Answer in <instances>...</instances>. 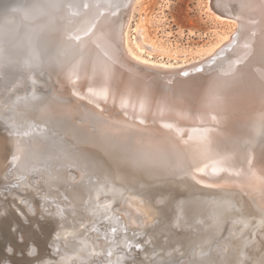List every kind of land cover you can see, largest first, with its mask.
Instances as JSON below:
<instances>
[{"label": "bare ground", "instance_id": "6f19581e", "mask_svg": "<svg viewBox=\"0 0 264 264\" xmlns=\"http://www.w3.org/2000/svg\"><path fill=\"white\" fill-rule=\"evenodd\" d=\"M124 1L128 3V6H126L127 19L125 21L116 12ZM38 2L39 7L36 8L37 11L31 12V14L18 15V18L17 16L14 18L9 17L4 23L0 22V26L8 25L7 23L10 24L11 22L14 28L11 27L13 29L10 31V34L12 32L20 38L23 33L28 31L30 36L36 37L32 39L36 40L42 33V30L44 29L45 31V28L54 30L56 26L59 28L61 25H67L65 26L67 29H64V33H61L62 35L57 34L58 36L54 38L55 41L51 40L52 42L54 41L53 50L55 56L54 60H50V62H54V65L55 63L58 64L60 73H57L58 76L55 79L57 80L56 100L49 107L43 108L44 112L49 113L46 116L57 117L61 123L64 122V119L68 121L67 124L70 126L67 130L64 125L60 127L64 131L63 135L73 140L69 142V148H65V146L64 148L55 147L53 143L55 138L52 137V133L56 132V130L52 126V123L45 125V122L44 125H40L43 122L37 124L33 121H27L30 119L28 114L30 110L27 108L16 107V109H11L8 112L3 111L5 115H0V264H94L93 262L96 259L104 257L108 260L110 257L115 256L118 248L123 249L122 247H118V244L121 242L130 247V244H133L134 238L133 236L131 237V231L128 233H125V231H128L129 228L133 229V227H140L151 222L154 219L155 211L151 202L146 201L142 196L134 194L121 181L123 175L127 177V167L125 168L123 165L110 167L108 164H105L103 167L104 164L102 163L104 162L100 161L101 159H94L95 157L90 155L93 147L88 145L90 142L84 137V135L88 137L90 131L83 127V120L75 115L77 114V110H75L76 105H79L81 101L74 97L73 93L78 94L81 91V86L75 80L76 78L73 77L76 65L72 56L73 52H79L83 55L79 61L80 63L85 62L84 64L87 66L92 65L95 54L98 52V47L101 48L104 44L115 41V37H119L123 41L127 56L138 64H147V66L150 64L164 68L183 67L200 62L205 57L212 56L219 48L225 50L226 47L234 42H237V45L240 46H251L256 41H263L264 14L256 9L251 12V8L243 6V9L239 10L241 21L235 20V23L238 25L236 37L233 34L225 37L217 46H214L213 51L209 50L212 51L211 53L209 52L210 54H205L204 57L201 55L203 57L201 59L185 62L184 64H182L183 62L181 64L171 63L170 65L169 62H164L168 64L152 62L151 55H146V51H144L145 46L143 47L138 43L139 41H135L136 38L130 37V15L138 0H84L81 6V8L83 7L82 9L73 10L71 8L69 12L65 9V3L67 2H64V4L60 2L57 5H52L44 0H38ZM244 14L246 18L243 17ZM20 27L22 28L20 29ZM15 29L18 31L16 32ZM29 29H32V32ZM4 36H1L3 40L7 39L8 41V38L10 41L13 40L9 35L7 38ZM49 37L53 39V37ZM19 38L17 41H19ZM20 41L23 40L20 38ZM20 41L17 44L23 46V43ZM254 45L258 46L260 44L256 43ZM45 50L47 52V49ZM10 52L14 54L12 50ZM1 53L3 54V52ZM22 55L23 52L20 56ZM30 55L32 56V54ZM12 56L11 58L14 60L15 57ZM41 58L38 60L39 63H42L40 62ZM5 60L7 61V59ZM41 61L44 62L45 60ZM9 64L11 63L9 62ZM3 66L2 68H4ZM6 68L3 72H1L2 70L0 71V76H5L6 79L10 77L9 79H11L14 71L9 68L6 71ZM26 68L25 72L27 71ZM111 69V67L109 69L107 67V71ZM53 74L55 73L53 72ZM108 75L111 74L108 73ZM110 78L115 79L116 77L112 76ZM0 81L3 84L9 83L8 80L4 79ZM9 81L11 82V80ZM67 83L69 86L64 88V85ZM16 85L18 86L19 84ZM8 86L10 87V85ZM224 94L226 96L229 95L226 92ZM235 97L237 99L231 100L230 103H222L220 101L218 108L214 109L211 107L208 113L216 115L223 113L225 110L236 114L245 111L249 117L251 112L250 106L261 107L264 105V91L262 93L258 85L253 92L245 93L244 100L243 98H239V95ZM123 105L127 104L124 103ZM119 108L121 109L120 116L122 114H132L129 108L123 109L122 105ZM42 110L40 109V111ZM123 116L121 117L123 118ZM123 119L126 121L125 118ZM117 120H120V118ZM247 120L249 121V119ZM260 128L262 130V127ZM96 131L98 130L96 129ZM101 131L104 130L102 129ZM91 134L97 136L93 133ZM82 137H84V140ZM129 149H126L129 153H137L136 155L142 158L141 160L133 157L132 162L135 167L151 170L154 175L164 177L170 175L171 171L175 170L178 166L177 164L181 163V170L186 169V171H191L192 175L203 184L220 183L243 188L254 198L256 205L264 210L263 156L258 155L249 162L247 161V167L239 168L235 165L240 164L241 160L239 157L233 156L231 157L232 159L227 160L220 157L221 150L225 149L223 147L215 149L201 148L199 152H197L196 148L172 145H148L143 148ZM126 150L121 149L119 152L123 155H128ZM239 152L241 151L239 150L237 154ZM103 156L104 158H110L111 154H104ZM182 156H186L185 163L183 159L181 160ZM197 156H201V159L197 158ZM129 166L132 169L134 168L131 165ZM178 168L180 169L179 166ZM90 178L97 180L93 183H88L87 180ZM251 190H254V193ZM200 193L202 194V192ZM257 193L260 196L256 197ZM101 222H105L107 225L105 226L103 223L104 225L101 227ZM88 227H93L94 230L89 231L87 230ZM108 228H111L114 232L106 233V229ZM120 233L123 235L122 238H119V235L117 237V234ZM48 236L49 238H47ZM19 238H21L22 243H19ZM53 243L55 245H52ZM47 246L49 248L58 246L59 250L51 251ZM16 247L18 249L16 255L22 256L23 253L20 250L25 249L24 253L26 256L13 258L10 254L15 253ZM47 250L48 252H53V255L56 257H46L40 253ZM108 254L111 255L109 256ZM122 254L125 255V252ZM123 255L117 257L119 262L125 257ZM35 256L40 259L37 263H35L36 261L33 258ZM114 260V258H110L108 261Z\"/></svg>", "mask_w": 264, "mask_h": 264}, {"label": "water", "instance_id": "95a60500", "mask_svg": "<svg viewBox=\"0 0 264 264\" xmlns=\"http://www.w3.org/2000/svg\"><path fill=\"white\" fill-rule=\"evenodd\" d=\"M60 2L62 4L67 2L65 9L69 12L71 8L82 9L84 0ZM211 2V10L217 16L232 21L236 19L241 21L239 10H242L243 6L251 8V12L256 9L264 14V0H211ZM37 7H39L38 0H0V22L4 23L9 17L18 18V15L31 14ZM243 17L246 18L245 14ZM1 42L4 43L3 38ZM21 42H23V50H26L25 46L29 42L33 43L29 38ZM256 43L260 45H254ZM72 56L76 62L73 77L81 86L78 94L73 93L74 97L81 101L76 105L75 115L83 120V127L90 131L88 137L84 135L90 142L88 145L94 150L91 149L90 155H93L94 159H101L100 161L104 162L103 167L105 164L110 167L115 165L127 167V177L123 175L121 181L134 194L151 202L154 208L155 216L151 222L133 229L127 228L128 231H125L134 234L132 248L140 252L144 248V251H151L155 255L148 253L145 258H140L141 263L230 264L234 258L228 249L232 235L230 234L228 238L212 240L205 237L207 234L203 235L201 227L197 228L199 230L196 232L197 230L193 229L196 226H192L190 222L194 219V216L192 217L194 211L191 212L190 207L195 204L190 201L189 188L209 191V187L212 186L201 183L189 174L188 170H181V163L177 164L180 169L176 165V169L164 177L154 175L151 170L135 167L132 162L133 157L141 160L142 158L137 156V153L131 154L127 150L148 145H172L196 148L199 152L201 148H232L244 143L248 139L249 129L248 115L245 111L234 114L224 110L223 113L216 115L208 112L211 107L218 108L220 101L230 103L231 100H236L235 96L238 95L244 100L249 78L245 79L246 75L243 72L247 68H264V40L256 41L251 46H240L234 42L213 58L176 68L136 63L127 56L123 41L119 37H115V41H110L101 48L98 47L92 65L80 63L83 55L79 52H73ZM28 60L35 59L29 57ZM107 67L112 69L107 71ZM112 76L116 78H110ZM225 92L229 95L226 96ZM124 103L127 105H123ZM120 105L123 109L129 108L132 112L131 115H121H124L126 121L119 115ZM55 118V122L52 123L56 130L52 133V137L55 138L53 143L55 147L69 148V142L73 139L63 135L64 131L60 126L64 125L67 130L70 125L68 126L66 119L61 123L57 117ZM118 118L120 120H117ZM102 129L105 132L101 131ZM121 149H127L128 155L121 154L119 152ZM104 154H111V159L104 158ZM197 158L201 159V156ZM96 180L90 178L87 181L93 183ZM211 185L228 186L220 183ZM211 191L240 194L243 197H246V194L252 201L251 205H256L254 198L238 186L231 185V188H217L216 191ZM232 205L230 203V206ZM257 209L261 215H264L260 207ZM188 217L191 220L188 221ZM102 223L107 225L105 222ZM216 223L219 224V221ZM156 226H164L170 231L166 244L147 247L144 236L153 233L152 229ZM179 230L180 236H174ZM156 238L158 241L159 235ZM49 249L59 250L58 246ZM17 251L16 247L15 253L10 255L13 258L21 256L16 255ZM20 251L25 257V249ZM40 253L46 257H56L48 250ZM251 254V250L244 248L238 255V264H248ZM123 256L125 257L120 262L118 258L110 257L115 260L110 261L109 264H128L130 256L126 253ZM33 258L35 263L40 260L36 256ZM101 261L103 258L96 259L93 263H101ZM258 263L264 264V258Z\"/></svg>", "mask_w": 264, "mask_h": 264}, {"label": "rangeland", "instance_id": "374dc122", "mask_svg": "<svg viewBox=\"0 0 264 264\" xmlns=\"http://www.w3.org/2000/svg\"><path fill=\"white\" fill-rule=\"evenodd\" d=\"M44 1L52 5H57V3H60V0H44ZM127 4L128 3L126 1L122 2V4L119 6V8L116 11L123 21L127 19L126 17L127 16L126 6H128ZM211 4H212L211 0H138L134 10L132 11L130 15L131 16L129 20L130 37L136 38L135 41L137 42L139 41L138 43L141 44V46L143 47L145 46L144 51H146V55L150 54L153 60L152 62H155V63L168 64L164 62H169V64L171 65V63L181 64L183 62L182 64H184L185 62H190V61H194L197 59H201L205 56V54L206 55L210 54L213 51L214 46H217V44L221 42L225 37L229 36L230 34H233V36H236V33H237L236 31L238 29V25L235 23V21H232L228 18H222V17L217 16L213 12V10H211ZM7 24L8 25L0 26V27H3V28H0V38L2 39L1 36L3 35H5L4 37L7 38L9 35L10 37H12L14 41L16 39V42L14 43L13 40L10 41L8 38V41L7 39H4L3 40L4 43H2L0 39V46H1L0 47V59H1L0 60L1 61L0 71L2 70L1 72H3L5 68L7 67L9 69H12L14 72L12 74L13 77H11V79H9L10 77L9 78L7 77L6 79L5 76H2V77L0 76V80L4 79V80H8L9 82V83L3 84V82L1 83L0 81V86H1L0 87V100H1L0 101V115H5L4 113L6 111L8 112L11 109H16V107L18 108L23 107V109L27 108L30 110V112L28 113L30 119H28L27 121L29 122L33 121L34 123H37V124H40L41 122H43L40 125H44L45 122H46L45 125L49 123H53L55 118L51 115L46 116L49 113L44 112L45 110L43 107H49L56 100L55 91L57 89L56 87L57 80L55 79L58 76L57 73H60V70H58L59 69L58 64L55 63L54 65V62H50V60L53 61L54 56H55V53L53 50L54 48L53 45L55 41L54 38H56V36H58L59 34L62 35L61 33H64V31L67 29V27L65 26L67 25H61L63 27L60 26L59 28H57L58 26H56L57 30L55 29V27H54V30H52L51 28L50 29L45 28V31L43 29L42 33L36 40L32 39L36 37L30 36L28 34L29 33L28 31L25 32L26 34L23 33L20 37L22 40L31 38V40L33 41V45H32V42H29L28 45L25 43V45H27L25 46L27 50L26 52V50L22 49L23 46H19L17 44V42L19 43L20 41V38L18 37V35L15 36V34L12 32L10 34V31H12V29L14 28L13 23L10 22V24L9 23ZM29 30H31L30 32H32V29H29ZM46 31L48 32L45 33ZM51 31H54V32H51ZM48 35L53 37V39L50 38ZM18 38H19V41H17ZM41 38H44V39H41ZM51 40H54V41L52 42ZM10 45L12 47L14 46L13 47L14 49ZM39 46H42V47H39ZM9 47L14 52V54L10 52L11 50L9 51L10 49ZM30 48H31V51H30ZM44 48L47 49V52ZM210 49L212 51H209ZM222 50L224 49L222 48L217 49V51L214 52L212 56H208L207 58L210 59V58H213L219 55L221 52H223ZM18 51H21V52H18ZM1 52H3V54ZM22 52H23V55L20 56ZM30 54H32V56ZM49 55L52 57H50ZM11 56L15 58L17 57L18 60L15 58L13 60ZM29 57L35 59V61L29 60L26 62L25 58H27L26 60H28ZM39 58L45 61L43 62L40 60V62L42 63H39L38 61ZM207 58L205 57L204 60ZM5 59H7L8 63ZM9 62L11 64H9ZM2 65H4L3 66L4 68H2ZM10 65H11V68H10ZM21 67L24 70H22ZM7 68H6V71L8 70ZM25 68L27 70L26 72H25ZM253 70H256V71L253 72ZM52 71L55 74L52 75L53 73ZM243 74L246 75L245 79L249 78V85L247 88L248 90H245V92H249V93H251V91L253 92V90L258 85L263 93L264 91V87H263L264 86V83H263L264 82V68H259V69H248L247 68L243 72ZM9 80H11V82ZM14 84L15 85L19 84V85L15 86ZM8 85H10V87ZM68 86L69 85L67 83L66 85H64V88L65 87L67 88ZM14 88L15 90H13ZM20 101L22 102V104ZM40 109H43V110L40 111ZM250 109H251V112L249 110L250 114H249V117L247 118L249 119V126H248L249 129H248V136H247L248 139L244 143H241L240 145L234 146L232 148H225L221 150L220 152L221 154H219L221 155L220 157L222 159L224 158L225 160L230 159L233 156L239 157V159L241 160L240 161L241 165L235 164L236 167H239V168L247 167L248 162L254 159L258 155L264 157V131H263L264 105H262L261 107L252 105L250 106ZM40 116L42 117L40 118ZM50 121H53V122H50ZM259 125L260 127H262V130L259 127ZM239 150L242 153L239 152V154H237ZM183 157L184 156L181 157V160L183 159V162H184L186 156L184 158ZM241 157L242 158L244 157L243 158L244 160ZM189 173L192 174L191 171ZM208 186H212V187H209L210 189L209 191L208 190L199 191L198 189L193 190L189 188V193L193 197V198L191 197L192 199L190 201L195 202V203L193 202L195 206L192 205L191 206L192 208L191 207L190 208L191 210H193L195 207H197L194 209V212L191 211L193 213L192 215L194 216V219L191 220L188 217V221L190 219L191 224H193L192 226H196V228L194 227L193 229L197 230L196 232H198L199 229L197 228L201 227L200 229L202 230L203 235L207 234V236L205 237L211 238L212 240H216V239L219 240V239H222L223 237L228 238L229 235L231 234L232 241H230V246H228L229 247L228 249H230V251L232 252V255H234V258L230 262V264H238V260H237L238 255L241 251H243L244 248L252 251L248 264H259L258 262L264 258V233H263L264 232V222L262 221L264 215L260 214V211H258L257 206H256L257 208L255 206L252 207L250 203L252 201L248 199L249 197L246 194H245L246 196L245 198L243 196L241 197L240 194L239 195L233 194V196H230L231 193H228V194L226 192H218V193L216 192L215 193L214 191H211V190L216 191L217 188H228V187L231 188V186H222V187H220L219 185H208ZM200 192H202V194L205 196H203ZM251 192L254 193V190H251ZM257 196H260V195L257 193L256 197ZM128 197H133V196H128ZM197 199L199 200L197 201ZM227 202H229L228 206H227ZM230 203L234 204V206L233 205L232 207L230 206L231 208L229 207ZM213 205L214 207H212ZM247 205H249V207H247ZM219 206L220 207L223 206V207L220 208ZM224 207L225 208L227 207L226 209L228 211ZM260 209L263 210V208H260ZM215 221H219V224H217ZM100 225L102 227L104 224L102 223ZM87 230L89 231L94 230V228L88 227ZM152 230H153V233L150 232L144 236V239H147L145 240V242H147L146 246L148 247L152 245L153 247L154 245L155 247H158V245L162 246L166 244V239L168 238L170 231L167 230V228L164 226H159V227L156 226V227H153ZM106 231H107L106 233L114 232L111 228L106 229ZM178 232L179 233H175L174 236L179 237L180 230ZM130 233H131V237L134 236L133 232H130ZM118 235H119V238H122L123 236L121 235V233L117 234V237ZM158 235H159V239L157 241L156 237ZM19 241L22 242L21 238H19ZM52 245H55V244L53 243ZM131 245L132 244H130V247H128L127 245L122 244V242L119 243L118 247H122L123 249L118 248L116 255L113 257L117 258L118 256H122L123 252L126 253L128 251L126 253L128 254V256H130V261L128 264H143L141 263L140 258L142 257L145 258L147 254L150 253L151 251H144L145 249L142 248L140 252L135 248H131ZM108 255L110 256L111 254H108ZM150 255L155 256L152 254V252L150 253ZM133 258H134V262H133ZM108 260H106V258L103 257V261H101V263H95V264H104V263L109 264L110 261Z\"/></svg>", "mask_w": 264, "mask_h": 264}]
</instances>
